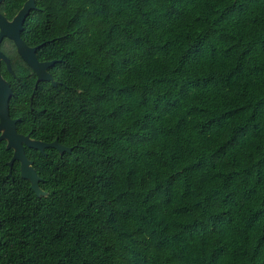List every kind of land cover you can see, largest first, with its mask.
Masks as SVG:
<instances>
[{"label":"trees","instance_id":"16d2710c","mask_svg":"<svg viewBox=\"0 0 264 264\" xmlns=\"http://www.w3.org/2000/svg\"><path fill=\"white\" fill-rule=\"evenodd\" d=\"M42 4L21 117L72 152L0 185V264H264V0Z\"/></svg>","mask_w":264,"mask_h":264},{"label":"flooded vegetation","instance_id":"af4514ba","mask_svg":"<svg viewBox=\"0 0 264 264\" xmlns=\"http://www.w3.org/2000/svg\"><path fill=\"white\" fill-rule=\"evenodd\" d=\"M34 5L35 8L30 9L24 21L21 17L17 20L27 6L31 8ZM44 11L42 0H0V185L13 184L17 178L25 180L22 178V159L14 158L16 149L8 146L9 139L20 136L48 144L33 137L30 120L23 122L21 117L24 116L22 104H27L32 90L36 91L40 86V89L45 91L49 85L53 86L51 81H39V74L51 75L55 83L58 86L60 84L55 80L54 74L61 71L62 58L50 57L48 41L41 42L40 38H32L27 34V22L30 17ZM51 61H55L54 65L48 66ZM17 96L20 99L18 111L14 108ZM29 99L32 101L33 96ZM22 146L25 158L37 171L33 150L47 155L46 150L50 148L41 151L25 141ZM25 181L30 184L28 180Z\"/></svg>","mask_w":264,"mask_h":264},{"label":"water","instance_id":"95a60500","mask_svg":"<svg viewBox=\"0 0 264 264\" xmlns=\"http://www.w3.org/2000/svg\"><path fill=\"white\" fill-rule=\"evenodd\" d=\"M35 8V5L32 6L31 8H29L28 6L22 11V13L20 14V16L17 18V20L21 17V20L24 21L29 13H30V9ZM55 61H51L50 64H48V66H52L54 65ZM42 79L44 80H48L51 81L54 87H58V84L55 83V81L53 80L51 75H41L39 74V81H41ZM9 117V116H8ZM10 143H9V147H14L16 149L14 158H21L22 159V178L25 180H28L31 184V189L32 191H34L35 195L38 198H43V197H47L48 193H46L41 187H40V181L41 178L38 176L37 172H36V168L32 165V163L30 161H28L25 158L24 152H23V146L22 143L25 141L27 142L29 145H31L34 148H38L41 151H44L45 148H53L56 149L61 156H63L65 153H71L72 149L68 148L64 145H61L58 140L54 141L53 143L50 144H45L39 141H30V138H22L20 136H15V138L13 139H9Z\"/></svg>","mask_w":264,"mask_h":264}]
</instances>
